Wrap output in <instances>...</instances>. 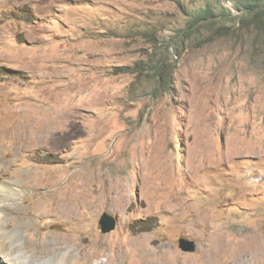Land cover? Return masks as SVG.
I'll return each instance as SVG.
<instances>
[{
	"label": "rangeland",
	"instance_id": "obj_1",
	"mask_svg": "<svg viewBox=\"0 0 264 264\" xmlns=\"http://www.w3.org/2000/svg\"><path fill=\"white\" fill-rule=\"evenodd\" d=\"M206 3L234 0H0V187L20 186L0 204L26 242L70 235L77 264H264V30L219 29L212 14L178 36ZM159 58L170 94L151 91ZM45 126L59 139L18 152L6 132Z\"/></svg>",
	"mask_w": 264,
	"mask_h": 264
},
{
	"label": "bare ground",
	"instance_id": "obj_2",
	"mask_svg": "<svg viewBox=\"0 0 264 264\" xmlns=\"http://www.w3.org/2000/svg\"><path fill=\"white\" fill-rule=\"evenodd\" d=\"M6 113V112H5ZM8 113V112H7ZM31 116V115H30ZM23 118V117H22ZM21 120V119H20ZM58 124V123H57ZM49 126V125H48ZM59 126V125H58ZM60 127V126H59ZM55 129V128H54ZM7 130V129H6ZM13 130H10V131H6L7 132V135L8 136H12V137H14L15 139H16V143L13 145V149H15V151L16 152H18V151H23L24 149H26L28 146H31V145H33V146H35V145H46L47 143H49L50 141H56V140H58L59 139V137L60 136H58V134H59V131L58 130H53V129H50L49 127H47V126H45V127H43V128H30V129H28L27 131H24V130H15V132H17V133H13L12 132ZM31 131V132H30ZM12 143V142H11ZM13 143H14V141H13ZM4 144V143H3ZM50 145V144H49ZM38 147V146H37ZM1 148V147H0ZM40 148V147H39ZM5 149V148H4ZM8 150V149H7ZM15 154V153H14ZM21 154V153H20ZM12 155V154H11ZM10 155V156H11ZM19 155V154H18ZM23 156V155H22ZM20 158V157H19ZM16 160V159H15ZM23 168H25L26 170V174L28 175V179L25 181V185H26V187H30V189L32 188V191H30L29 193H27L26 194V197H29V196H31V198L33 199V203L32 204H34V207H37V208H40V204H42L41 203V201H42V198H43V195H42V191H40V188H38L39 186H37L36 187V185L38 184V183H40V180H39V178H38V176H36L35 175V173L34 172H31V171H29V164H27V163H24V165H23ZM23 173V172H22ZM48 173V172H47ZM73 173V172H72ZM26 175V176H27ZM21 176H22V174H21ZM75 176V175H74ZM23 178V177H22ZM22 178H21V182H23L24 180H22ZM26 179V178H25ZM78 179V178H77ZM80 179V178H79ZM14 180H17V179H14ZM19 180H20V178H19ZM18 180V181H19ZM72 180V179H71ZM9 181V180H8ZM13 181V180H12ZM17 181V182H18ZM53 181V180H52ZM67 181V180H66ZM81 181V180H80ZM17 182H15V183H17ZM20 182V181H19ZM18 182V183H19ZM68 182V181H67ZM12 183V182H11ZM13 184V183H12ZM22 184V183H21ZM41 184V183H40ZM15 185V184H14ZM20 185V184H19ZM23 185H24V183H23ZM7 186H9V185H7ZM7 186H6V188H7ZM53 186V185H52ZM59 186V185H58ZM63 186H65V185H63ZM73 186V185H72ZM82 185H80V187H81ZM12 187H13V185H12ZM20 187V186H19ZM19 187H17V188H15L12 192H10V195L9 194H7L8 192H7V189L5 188V187H0V197H3V196H8V198H9V196H12V194H14V196H15V194H17V193H19V190H20V188ZM69 187V186H68ZM75 187V186H74ZM59 188V187H58ZM63 188V187H62ZM71 188V187H70ZM85 188V187H84ZM87 188V187H86ZM85 188V189H86ZM29 189V190H30ZM75 189V188H74ZM25 190V189H24ZM23 190V191H24ZM60 190V189H59ZM76 190V189H75ZM105 190V189H104ZM107 190V189H106ZM27 191V190H26ZM22 192V191H21ZM60 192V191H59ZM26 193V192H25ZM50 193H51V191H50V189H47V190H45V194H44V197L45 196H48V195H50ZM58 193V192H57ZM61 193H63V192H61ZM74 193V192H73ZM85 193V192H84ZM24 194V193H23ZM22 194V195H23ZM52 194V193H51ZM76 194H78V193H76ZM81 194V193H80ZM101 194L102 195H104V193H99L98 195L99 196H101ZM108 194V193H107ZM106 194V195H107ZM55 195V194H54ZM65 195V194H64ZM75 195V194H74ZM73 195V196H74ZM82 195V194H81ZM90 195V194H89ZM106 195H105V197L104 198H106V199H108L107 197H106ZM71 196H72V194H71ZM72 196V197H73ZM76 197H77V195H75ZM108 196V195H107ZM16 197V196H15ZM20 197V196H19ZM75 197V198H76ZM85 197V196H84ZM69 198V197H68ZM74 198V197H73ZM73 198H71V199H73ZM87 198V197H86ZM49 199V198H48ZM79 199V198H78ZM94 199V198H93ZM103 199V198H102ZM117 199V198H116ZM12 200H13V198H12ZM29 200V199H28ZM57 200H62V199H57ZM56 200V201H57ZM68 200V199H67ZM80 200V199H79ZM109 200V199H108ZM5 201V200H4ZM13 201H15V200H13ZM27 201V198H26V200L24 201L25 203H27L26 202ZM50 201V200H49ZM55 201V200H54ZM84 201V200H83ZM97 201V200H96ZM43 202V201H42ZM45 202V201H44ZM48 202V201H47ZM58 202V201H57ZM66 202V201H65ZM89 202V201H88ZM104 202V201H103ZM108 202V201H107ZM0 203H1V201H0ZM16 203H18V200H17V202ZM52 203V202H51ZM79 203V202H78ZM98 203H99V201H98ZM102 203V202H101ZM30 204V203H29ZM28 204V205H29ZM48 204V203H47ZM59 204V203H58ZM66 204V203H65ZM69 204V203H68ZM76 204V203H75ZM84 204V203H83ZM90 204V203H89ZM96 204V203H95ZM100 204V203H99ZM105 204V203H104ZM108 204V203H107ZM57 205V204H56ZM97 205V204H96ZM110 205V204H109ZM10 206H12L13 208H11V209H14V207L16 208V206H15V204L13 203L12 205H10ZM42 206V205H41ZM73 206V205H72ZM82 205H80V209L82 208L81 207ZM93 205H91V207H92ZM95 206V205H94ZM101 206V205H100ZM99 206V207H100ZM102 206H103V203H102ZM42 207H44V206H42ZM53 207V206H52ZM55 207V206H54ZM58 207V206H57ZM74 207V206H73ZM96 207H98V206H96ZM106 207V206H105ZM61 208H63V209H65L64 207H61ZM70 208V207H69ZM72 208V207H71ZM101 208V207H100ZM2 209H6L5 211L6 212H4V213H0V252L1 253H3L4 255H3V259L2 260H0V264H9V262L8 261H11V259H13L12 257L13 256H11V254H12V252H14V251H21L22 252V254H28V256H30V257H32V258H36V259H34L35 261H37V262H40V260L41 259H46V258H49V260L51 261V262H53L54 264H77L76 262H77V258H73L72 256H71V254H70V251L72 250V248H71V246L73 245V244H75V242L74 243H72L71 244V241L73 240V239H71V236L70 235H67V236H65V237H63V238H57V239H52V237H50V233L49 232H52V231H50V230H48V231H46V230H44V231H42L41 233H39V234H41L40 235V243L42 244H40L39 245V243L38 242H36V241H30V242H26V239L22 236V233L21 232H17L16 230V228H15V226L13 225V221H12V219L10 218V212H9V207L6 205V204H4V205H1L0 204V210H2ZM42 209V208H41ZM74 209V208H73ZM72 209V210H73ZM91 209V208H90ZM46 210H48V209H46ZM59 210V209H58ZM57 210V211H58ZM67 210H68V208H67ZM70 210V209H69ZM87 210V209H86ZM93 210V209H92ZM101 210V209H100ZM64 211V210H63ZM54 212V211H53ZM86 212H91V210H89V211H86ZM85 212V213H86ZM93 212V211H92ZM50 213H51V211H50ZM74 213V212H73ZM95 213V212H94ZM98 213V212H97ZM32 214V213H31ZM37 214V213H36ZM41 214V213H40ZM48 214V213H47ZM66 214H67V211H66ZM93 214V213H92ZM53 215V214H52ZM79 215V214H78ZM77 215V216H78ZM84 215V214H83ZM82 215V216H83ZM42 216V215H41ZM62 216V215H61ZM65 216V215H64ZM66 216H70L69 215V213H68V215H66ZM80 216V215H79ZM85 216H87V215H85ZM33 217V216H32ZM71 217V216H70ZM72 217H73V215H72ZM76 217V216H75ZM74 217V218H75ZM69 218V217H68ZM85 218V217H84ZM91 218V217H90ZM89 218V219H90ZM73 219V218H72ZM79 219V218H78ZM86 219V218H85ZM64 220H66V219H64ZM70 220V219H69ZM54 221V220H53ZM56 221H58V219L56 220ZM67 221V220H66ZM65 221V222H66ZM80 221V220H79ZM38 222V221H37ZM82 222V221H81ZM87 222V221H86ZM48 223V222H47ZM63 223H64V221H63ZM85 223V222H84ZM43 224V223H42ZM57 224H59V222L57 223ZM46 225V224H45ZM85 225V224H84ZM14 226V227H13ZM37 226V225H36ZM76 226V224L74 225V227ZM42 227H46V226H41V228ZM57 227V226H56ZM62 227H63V224H62ZM79 227H82V226H80V224H79ZM59 228V227H58ZM69 228H71L70 226H69ZM68 228V229H69ZM25 229V228H24ZM43 229V228H42ZM46 229V228H45ZM53 229H56V228H53ZM60 229V228H59ZM62 229V228H61ZM61 229H60V231H61ZM64 229V228H63ZM80 229V228H79ZM37 230V229H36ZM76 230H78L77 228H76ZM81 230V232H82V228L80 229ZM29 231V230H28ZM66 231H67V229H66ZM79 231V230H78ZM27 232V231H26ZM80 232V233H81ZM21 233V234H20ZM56 233H58V232H56ZM67 232H65V234H66ZM70 233V232H69ZM68 233V234H69ZM82 234V233H81ZM17 235H19V238L17 237ZM57 235V234H56ZM78 236V235H77ZM81 236V235H80ZM88 236V235H87ZM22 237V238H21ZM28 237V236H27ZM57 237V236H56ZM76 237V236H75ZM31 239V238H30ZM36 238H34L33 240H35ZM83 239H85V238H83ZM93 239V238H92ZM131 240V239H130ZM129 240V241H130ZM143 240V239H142ZM10 241H14V242H10ZM39 241V240H38ZM75 241V240H74ZM84 241H86V240H84ZM95 241V240H94ZM134 241V240H133ZM138 241H139V239H138ZM91 242H93V240L91 241ZM83 243V242H82ZM99 243V242H98ZM18 244H20V245H18ZM60 245V247L58 246V245ZM63 244H65V246L63 245ZM95 244H97V243H95ZM102 244V243H101ZM123 244V243H122ZM127 244V243H126ZM76 245V244H75ZM79 245H81V244H79ZM88 245V244H87ZM86 245V246H87ZM85 246V247H86ZM95 246V245H94ZM134 246H135V248L137 249V250H139L140 251V255L142 256V257H146V256H148L149 254L144 250V247L142 246V243L141 242H135L134 243ZM75 246L73 245V248H74ZM99 247V246H98ZM103 247V246H102ZM106 246H104V248H105ZM62 248V249H61ZM77 248V247H76ZM83 248V247H82ZM92 248V247H91ZM104 248H102V249H104ZM109 248V247H108ZM214 249V248H213ZM97 250V249H96ZM154 250V249H153ZM215 250H217V251H219L220 250V247H218V248H216ZM239 250V249H238ZM83 251H85L84 249H83ZM93 251V250H92ZM92 251L90 250V247L88 248V250H87V252L90 254V253H92ZM105 251H106V249H105ZM208 251V250H207ZM210 251V250H209ZM80 252H81V250H80ZM96 252V251H95ZM206 252V251H205ZM211 252V251H210ZM239 252V251H238ZM87 253V254H88ZM104 253V252H103ZM206 253H208V252H206ZM205 253V254H206ZM80 254V253H79ZM204 254V255H205ZM210 254V253H209ZM238 254V253H237ZM84 255V254H83ZM93 255V254H92ZM91 255V256H92ZM119 255H120V257H121V255H122V253L121 252H119ZM216 255V254H215ZM96 256V255H95ZM118 256V255H117ZM85 257H87V256H85ZM105 257V256H104ZM109 257V256H108ZM120 257H118V258H120ZM204 257V256H203ZM80 258V257H79ZM87 258H89V257H87ZM109 258H111V257H109ZM205 258H206V256H205ZM85 259V258H84ZM83 259V260H84ZM94 259V257L92 258V260ZM102 259V258H101ZM87 260V259H86ZM89 260V259H88ZM91 260V259H90ZM94 260H96V259H94ZM106 260V259H105ZM205 260H207L206 261V264H222L221 262H219L218 260H217V258L216 257H213V256H210L209 258H207V259H205ZM2 261V262H1ZM15 261V260H14ZM98 261V260H97ZM241 261V260H240ZM240 261H236L234 264H239L240 263ZM84 262V261H83ZM83 262H82V264H83ZM86 262V261H85ZM91 262V261H90ZM200 262V261H199ZM256 262V261H255ZM10 263H12V262H10ZM91 263H93V261L91 262ZM94 263H96L95 261H94ZM98 264L100 263V261H98L97 262ZM108 263V262H107ZM110 263H112V262H110ZM12 264H14V263H12ZM15 264H29V262L28 261H24V262H21V261H15ZM31 264V263H30ZM81 264V263H80ZM84 264H89V263H84Z\"/></svg>",
	"mask_w": 264,
	"mask_h": 264
},
{
	"label": "trees",
	"instance_id": "obj_3",
	"mask_svg": "<svg viewBox=\"0 0 264 264\" xmlns=\"http://www.w3.org/2000/svg\"><path fill=\"white\" fill-rule=\"evenodd\" d=\"M233 10H236L237 14H234ZM214 11V3H206L204 8H199L197 14L192 15L190 18L187 26L189 30H179L178 36L184 34V32H188L189 34L191 30L195 31L200 21L212 14H215L218 19L219 29H227L232 26L231 19L234 18L236 20L234 24L237 23L236 27H249L251 24H254L256 36H259L261 31L264 30V0H234L231 8L221 7L217 13H214ZM227 32L224 31L223 35L227 34ZM153 65L154 82L151 91L155 93L164 91L165 94H170L172 89L171 85L167 82L168 68L164 59H157Z\"/></svg>",
	"mask_w": 264,
	"mask_h": 264
},
{
	"label": "water",
	"instance_id": "obj_4",
	"mask_svg": "<svg viewBox=\"0 0 264 264\" xmlns=\"http://www.w3.org/2000/svg\"><path fill=\"white\" fill-rule=\"evenodd\" d=\"M100 224L103 232H109L116 227V219L108 213H104L100 219ZM179 247L183 251L193 252L195 251L197 245L195 241L190 240L187 237H181L179 240Z\"/></svg>",
	"mask_w": 264,
	"mask_h": 264
}]
</instances>
